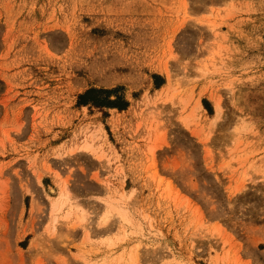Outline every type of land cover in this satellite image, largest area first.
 <instances>
[{
  "label": "rangeland",
  "instance_id": "obj_1",
  "mask_svg": "<svg viewBox=\"0 0 264 264\" xmlns=\"http://www.w3.org/2000/svg\"><path fill=\"white\" fill-rule=\"evenodd\" d=\"M133 249L264 264V0H0V264Z\"/></svg>",
  "mask_w": 264,
  "mask_h": 264
},
{
  "label": "bare ground",
  "instance_id": "obj_2",
  "mask_svg": "<svg viewBox=\"0 0 264 264\" xmlns=\"http://www.w3.org/2000/svg\"><path fill=\"white\" fill-rule=\"evenodd\" d=\"M220 101L221 100H218V99H216V101H215V110H216V114H215V122L216 121H220V120H222L223 119V115H224V110H223V107H222V105H221V103H220ZM222 102V101H221ZM216 124V123H215ZM218 124H219V122H218ZM91 149H92V147H91V144L90 143H85V144H82L81 146H80V148H79V152H80V150L83 152V153H87V152H91ZM84 155V154H83ZM65 186H67V185H65ZM67 188L68 187H65L64 188V190L66 191L67 190ZM69 189V188H68ZM66 193V194H65ZM59 198L60 199H62L63 201H66V202H68L69 200L68 199H70L69 198V195L67 194V192H62L61 194H60V196H59ZM68 200V201H67ZM70 201H71V199H70ZM129 202H131V201H129ZM69 203V202H68ZM70 204V203H69ZM62 205H63V202H61V203H51V213H53L54 211H55V213L58 211V212H60V210H61V207H62ZM72 205H74V207H75V209H77V210H81L76 204H72ZM72 205L70 204V210H68V211H66L62 216H61V218L62 219H64V220H67L69 217H70V215H71V211L73 210V208H72ZM110 210V212H115L116 214H118L119 215V217L123 220V221H127L126 220V218H125V213L124 212H119V211H117V210H115V209H113V208H110L109 209ZM108 210V211H109ZM79 212V215H78V219H79V222H81L82 221V223L84 224V223H86V220H87V218H86V214L84 213L83 214V212L82 211H78ZM80 215H81V217H80ZM109 215V214H108ZM108 215H104V217H103V222L105 223V221L107 222V216ZM88 216V215H87ZM57 218V217H56ZM55 217L53 218V220H52V227H55V226H53L54 224H56V222H57V219H56ZM128 222V221H127ZM83 224H82V226H83ZM138 246V245H137ZM135 247V246H134ZM136 248V247H135ZM137 249V248H136ZM138 252V251H137ZM136 254V255H135ZM139 255V254H138ZM137 260H138V258H137V253L134 251V249L133 250H131L130 252H128L127 254H120L117 258H115V259H113V260H111V261H109L107 264H138L137 263Z\"/></svg>",
  "mask_w": 264,
  "mask_h": 264
},
{
  "label": "trees",
  "instance_id": "obj_3",
  "mask_svg": "<svg viewBox=\"0 0 264 264\" xmlns=\"http://www.w3.org/2000/svg\"><path fill=\"white\" fill-rule=\"evenodd\" d=\"M97 93H99L98 91H96V90H92V89H90V90H88V91H86L83 95H81L80 97H79V99H80V101L82 102V103H88V100H87V98L89 97V96H92V95H94V94H97ZM91 101H96V100H94L93 98L91 99ZM95 103V102H94ZM97 104V103H96ZM106 107H108V108H117V106L116 105H114L112 102H106ZM121 109V108H120Z\"/></svg>",
  "mask_w": 264,
  "mask_h": 264
}]
</instances>
